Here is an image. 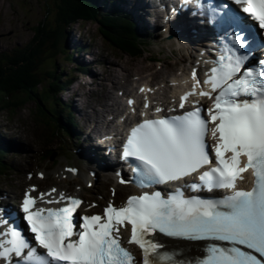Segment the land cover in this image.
Here are the masks:
<instances>
[{"label": "snow or ice", "instance_id": "snow-or-ice-1", "mask_svg": "<svg viewBox=\"0 0 264 264\" xmlns=\"http://www.w3.org/2000/svg\"><path fill=\"white\" fill-rule=\"evenodd\" d=\"M190 4V15L213 26L219 44L202 82L208 90L198 93L211 106L206 116L197 106L140 120L127 133L122 158L134 165L131 179L141 188L167 186L194 173L197 181L178 183L163 195H129L121 206L109 201L102 215H80L82 201L62 191L55 200L45 199L54 188L38 197L25 191L22 216L0 209V264H264V55L255 57L264 48V0ZM192 80V92L180 96L181 109L201 84L195 68ZM248 171L250 186L240 187ZM37 200L52 206H37ZM21 220L30 237L19 227ZM123 232L130 233L127 244L140 249L139 261L124 246ZM161 235L187 247L179 254L168 250Z\"/></svg>", "mask_w": 264, "mask_h": 264}, {"label": "rangeland", "instance_id": "rangeland-1", "mask_svg": "<svg viewBox=\"0 0 264 264\" xmlns=\"http://www.w3.org/2000/svg\"><path fill=\"white\" fill-rule=\"evenodd\" d=\"M50 4L53 5V0H51ZM108 8L111 9V7ZM43 21L44 24H46L45 27L55 26L57 24V14L55 15L54 10L46 6L41 0H0V54L11 53L17 48H21L23 50L26 49L33 42L35 27ZM66 33L70 34L66 35V37L69 38L68 47L62 46V50L59 51L58 49L56 50V48H52L47 45L42 48L43 52L36 56L38 61L36 70L40 78L43 79L42 83H45L48 79L46 71L51 68V64L58 65L57 73L62 74L64 78L68 79V77H70L72 79L76 76L74 66L79 63L78 59H81V55L78 54V52H75L74 47L79 44V41H84V47L87 48V36H90L93 40V43H95V45H92V50L94 52L98 51L96 46L107 51L109 50V47L105 43L102 35L99 33L98 25L95 22H77L69 28H66ZM72 35L75 38H79V41L76 43V45L71 42ZM81 38L84 40H81ZM70 50H73L74 53H77L79 56L78 59L74 58L73 62H70V60L66 59L67 55H70V59H72L74 56H77V54L72 55ZM62 51H65L66 53H62ZM83 52L85 53L87 50H84ZM174 56L178 57L177 54L172 55L169 59H166L163 64L154 63L153 66L161 67L160 71L162 72L164 71L165 63H167L168 66L172 65L171 62ZM132 58V63L125 61V66L127 69H132L134 64L140 60V58L137 56H133ZM39 64L43 70L39 68ZM118 67V65H115L113 68ZM71 91L72 86L69 89V92ZM63 98H65L64 94ZM15 99L18 98L16 97ZM49 102L50 101H47L45 103L46 107H49ZM3 106L4 105L2 104L0 105V116L2 114L5 119L8 117L10 121L15 123V125L18 124V120L24 119L25 122L22 128L24 129L25 133L30 131V135H34L35 133L39 132L40 129H49L43 124V122H36L35 117L41 108L38 107V103L35 98L32 100L29 99L23 106H13L12 108H10L9 105ZM2 130L3 129L1 127L0 131ZM52 134L53 131H50L48 134L42 133V139L47 143H52L54 141Z\"/></svg>", "mask_w": 264, "mask_h": 264}, {"label": "trees", "instance_id": "trees-1", "mask_svg": "<svg viewBox=\"0 0 264 264\" xmlns=\"http://www.w3.org/2000/svg\"><path fill=\"white\" fill-rule=\"evenodd\" d=\"M41 1L57 14V24L45 27L44 21L40 22L35 27L33 42L25 50L17 49L11 53L0 54V104L22 105L35 97L40 103L39 108L45 101L57 103L59 83L66 78L57 73L58 65L51 64V68L46 71L48 80L42 83L43 79L36 70V56L40 55L42 48L47 45L61 51L65 41V29L75 21L95 22L99 19L97 22L103 36L114 46L124 44V38L114 33L119 30L121 24L113 21L115 25L111 26V19L103 12V4H96V0H53V5L50 4L51 0ZM66 59L70 60V55H67ZM16 97L19 100L15 99ZM55 118L57 121L60 119L59 116Z\"/></svg>", "mask_w": 264, "mask_h": 264}, {"label": "bare ground", "instance_id": "bare-ground-1", "mask_svg": "<svg viewBox=\"0 0 264 264\" xmlns=\"http://www.w3.org/2000/svg\"><path fill=\"white\" fill-rule=\"evenodd\" d=\"M196 24H198V25H194V26H196V28L197 29H202V27H201V24L202 23H196ZM200 24V25H199ZM200 26V27H199ZM178 35H179V33H177ZM136 36L137 37H139L140 39H142V37H141V35L139 34V33H136ZM166 42H168V44H167V46L168 47H170L171 49H174V48H176V49H179V50H182V45L181 44H174V43H172V40L170 39L169 41H166ZM88 45V47L87 48H85L84 47V41H79V44L78 45H76L75 47H74V50L76 51V52H78V54H80L81 55V58L82 59H85V53L83 52L84 50H88L89 48H90V45L89 44H87ZM78 46V47H77ZM173 46H174V48H173ZM83 52V53H82ZM82 53V54H81ZM186 60V57L184 56V61ZM108 61V60H107ZM108 63H109V66H110V61H108ZM88 67H89V65H87ZM136 72H138V73H143L144 72V70L143 69H141V68H138V69H136L135 70ZM113 80H112V83H113V85H117V84H120V80H121V78L123 77V76H121L118 72L117 73H115V74H113ZM107 154H108V157H111V155H112V151L110 150V148H107ZM98 155V157L99 158H101V153H98L97 154ZM110 182H112L111 180H109ZM117 187V192H119L120 190H125V191H127V192H130L131 191V188L129 187V186H119V185H117L116 186ZM223 192V191H222ZM120 200L122 199V197L121 196H119L118 197Z\"/></svg>", "mask_w": 264, "mask_h": 264}]
</instances>
